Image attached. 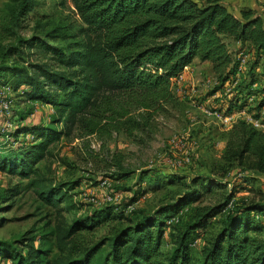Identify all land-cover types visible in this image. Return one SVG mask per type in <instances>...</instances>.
<instances>
[{
  "label": "trees",
  "instance_id": "trees-1",
  "mask_svg": "<svg viewBox=\"0 0 264 264\" xmlns=\"http://www.w3.org/2000/svg\"><path fill=\"white\" fill-rule=\"evenodd\" d=\"M72 13L35 17L28 35V12L38 0H4L0 4L1 84L11 91L21 88L26 99L48 104L54 116L48 124L21 123L5 134L16 139L29 134L24 144L6 147L0 143V171L25 178L38 198L53 206L74 204L72 182L52 183L37 170V162L49 152V145L61 136L122 132L133 141L146 132L153 114L163 110L174 96L170 79L177 78L193 58L207 61L220 81L219 87L237 71L239 56L233 57L226 37L264 53L261 16L250 7L233 14L224 0H69ZM65 6L66 0H58ZM259 58V57H258ZM256 60L253 61L254 66ZM253 75V74H251ZM238 82L222 106V113L241 110L247 98L258 94L253 110L264 106V85L251 76ZM254 83L255 86H252ZM222 152L224 163L264 174V127L256 128L244 119L226 131ZM9 139V138H6ZM175 175V172H169ZM211 180L192 176L194 183ZM171 180V179H170ZM197 182V181H196ZM13 186L12 194L17 190ZM136 195V194H135ZM138 196V195H137ZM197 198L193 187L150 213L131 218L109 205L88 214L60 218L52 224L53 244L26 230L20 245L0 240V261L7 264H264V223L254 219L264 213V202L240 204L223 214L216 232L195 255L192 246L207 232L218 205L195 206L179 228L168 253L160 250L166 220ZM136 196L128 199L129 203ZM126 218L109 228L107 235L85 244L82 232H89L107 220ZM41 242L35 243L37 239ZM52 245L56 252L51 253ZM102 245L107 247L102 251Z\"/></svg>",
  "mask_w": 264,
  "mask_h": 264
},
{
  "label": "rangeland",
  "instance_id": "rangeland-1",
  "mask_svg": "<svg viewBox=\"0 0 264 264\" xmlns=\"http://www.w3.org/2000/svg\"><path fill=\"white\" fill-rule=\"evenodd\" d=\"M3 1L0 0V4ZM245 6L261 16L264 26V0H231L228 3L229 9L235 11ZM60 13L74 16L69 0H66L65 6L59 5L58 0H38L27 14L25 23L28 25L19 32L28 35L32 20L41 14ZM225 42L233 57L243 55L241 69L219 87L220 81L212 73L209 63L195 59L191 69L184 67L187 74L179 81L186 82L188 87L170 84L174 98L164 104L163 110L153 114L144 129L146 132L135 133L140 141H133L122 132L113 130L108 134H79L73 131L72 135L61 136L49 145L48 154L37 162V170L52 183L75 181V187L70 190L74 204L71 208H66L62 202L55 206L42 202L25 185V178L0 171V240L21 246L17 239L26 230L32 229L31 232L39 236L45 234V244L51 245L54 238L50 229L60 218L69 221L102 205L111 206L113 212L121 211L125 216L137 218L193 187L197 190V198L175 214V221L164 226L160 250L163 253L171 250L177 230L190 218L195 206L213 207L227 199L221 211L211 218L207 232L191 245L197 255L201 244L218 230L228 209L240 204L264 202V174L236 165L234 161L224 163L221 157L225 133L236 120L251 116L264 123V106L257 116L254 115L256 110L252 109L258 94L249 96L248 104L241 110L226 113L231 115V119L223 120L216 115L222 113L223 104L236 92L238 82L246 81L253 74L256 84L264 83V53L258 58L255 49L247 45H239L231 38H226ZM254 60L256 62L252 66ZM170 82L176 81L171 78ZM252 86H255L254 83ZM227 87L230 90H226ZM7 94L11 104L9 114L4 117L10 123L7 131L21 123L48 124L54 116L50 105L26 99L20 87L16 91L9 90ZM178 133L187 135V160L182 166L172 168L166 158L174 152L168 150L167 140ZM30 139L29 134L23 133L16 135L14 140L0 135V143L6 147L24 144ZM192 176L211 182L205 185L198 179L192 183ZM14 185L17 191L12 194ZM107 191L114 192L115 197L110 203H103L102 197ZM133 195L136 200L129 203L128 199ZM254 219L264 223V213L255 215ZM125 222L124 217L104 221L93 230L80 233L81 242L93 243L107 235L111 226ZM41 241L40 238L35 243ZM106 247L102 245V251ZM53 252L56 248L52 245ZM0 264L7 262L0 261Z\"/></svg>",
  "mask_w": 264,
  "mask_h": 264
},
{
  "label": "built area",
  "instance_id": "built-area-1",
  "mask_svg": "<svg viewBox=\"0 0 264 264\" xmlns=\"http://www.w3.org/2000/svg\"><path fill=\"white\" fill-rule=\"evenodd\" d=\"M243 61V55L239 56V63L237 66V72L241 69V63ZM10 90V87L8 85H0V132H3L4 134L7 132V127L10 126V123L8 120L4 119L5 115H8L11 110V104L10 99L8 98L7 92ZM226 90H230L229 88H226ZM251 98V97H249ZM215 112V111H214ZM217 116L220 118L222 117L223 120H229L231 119V115H226V113H216ZM245 121L251 123L252 126L256 128H263L264 123L260 121L258 118H253L251 116H247ZM189 143L187 135L178 133V134H172L169 136L167 140V148L169 151L174 152L172 156H169L166 158L167 163L172 167H180L183 165V163L187 160L185 153L187 150V144ZM102 183L104 180L101 181ZM115 197V193H111L110 191H107L103 194L102 201L103 203H110L113 198ZM177 218L175 215L171 216L166 220V224L172 223Z\"/></svg>",
  "mask_w": 264,
  "mask_h": 264
},
{
  "label": "crops",
  "instance_id": "crops-1",
  "mask_svg": "<svg viewBox=\"0 0 264 264\" xmlns=\"http://www.w3.org/2000/svg\"><path fill=\"white\" fill-rule=\"evenodd\" d=\"M229 2H231V0H224V3H225V5L227 6V8L229 9V7H228V3ZM233 14H235V15H238L237 14V12H238V10L239 9H237L236 11L235 10H231V9H229ZM226 38H231V37H226ZM226 38H225V40H226ZM232 39V38H231ZM235 41V40H234ZM236 43H238L237 41H235ZM239 45H241V44H239ZM195 59H197V58H193L192 60H191V62H189L185 67L187 68V66H189L188 68L189 69H191V63L195 60ZM205 62H207V61H205ZM185 74H187V70H185L184 68H183V70L181 71V74L177 77V78H174V80L176 81V82H170V84L171 85H176V86H178V87H188V84L186 83V82H179L183 77H185ZM190 83H192V82H190ZM258 85H264V83H259ZM228 88V87H227ZM212 95H214V93H212ZM259 111H260V109H259Z\"/></svg>",
  "mask_w": 264,
  "mask_h": 264
}]
</instances>
